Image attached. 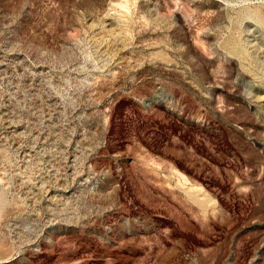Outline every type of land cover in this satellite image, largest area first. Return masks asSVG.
<instances>
[{
    "label": "rangeland",
    "instance_id": "obj_1",
    "mask_svg": "<svg viewBox=\"0 0 264 264\" xmlns=\"http://www.w3.org/2000/svg\"><path fill=\"white\" fill-rule=\"evenodd\" d=\"M0 264H264V0H0Z\"/></svg>",
    "mask_w": 264,
    "mask_h": 264
}]
</instances>
